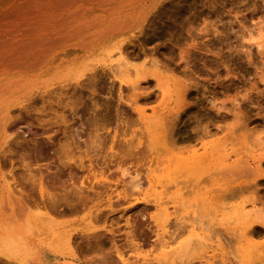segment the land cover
<instances>
[{
    "label": "rangeland",
    "instance_id": "374dc122",
    "mask_svg": "<svg viewBox=\"0 0 264 264\" xmlns=\"http://www.w3.org/2000/svg\"><path fill=\"white\" fill-rule=\"evenodd\" d=\"M160 2L124 37L129 42L123 48L129 61H153L169 77L171 92L164 99L148 77L150 87L139 89L135 102L147 115L160 107L161 123L151 118V126L150 117L144 123L127 103L132 90L102 60L105 43L89 56L76 54L79 60L93 58L94 79L85 70L86 76L55 84L60 87L54 92H36L26 107H11L8 133L21 137L0 156L1 172L30 207L45 200L31 186L38 177L61 198L72 189V208L60 201L65 205L48 210L58 230L71 232L83 264H124L117 251L127 264H139L133 243L152 251L146 264H264L258 219L264 213V149L254 146L256 136L264 145V48L247 35L264 28V0ZM177 91H183L182 101ZM201 129L211 134L197 139ZM110 146L117 157L109 156ZM160 193L176 202L169 227L176 239L202 237L200 245L193 238L192 250L179 258L159 251L150 200ZM40 208L36 219H42ZM190 222L199 226L194 232ZM0 264L8 263L0 257Z\"/></svg>",
    "mask_w": 264,
    "mask_h": 264
},
{
    "label": "bare ground",
    "instance_id": "6f19581e",
    "mask_svg": "<svg viewBox=\"0 0 264 264\" xmlns=\"http://www.w3.org/2000/svg\"><path fill=\"white\" fill-rule=\"evenodd\" d=\"M160 1L0 0V5L4 3L0 7V18L4 19L3 22H5L0 23V156L9 149L10 142L21 137L18 134L11 138V134L8 133L9 120L13 116L11 107L14 105L26 107L24 102L30 101L29 99H32L31 96L35 95L36 92L42 93L41 91H43L45 94V92H49L51 88H54L56 86L55 84L62 83L67 78L86 76L85 70L90 71V75L88 73L89 78L88 76L87 78L94 79L97 68H94L95 62H93V58L79 60L76 54L81 52V54L89 56L105 46V43L107 46L100 51V54H102L101 58L103 61H108L112 77L117 79L119 83L127 85L128 90H132V93L130 92L131 94H129L130 97L128 96L127 99V103L132 110L144 123L150 117L148 122L151 126H153V123L150 121L151 118H156L158 121L163 120L162 116L158 115L160 107H157L159 109L155 108V110L153 108L151 113L147 115L143 109L135 105V102L140 97V93L137 91L148 87L150 83L148 77L154 81V84L158 88V93H161L163 96L162 99H164V96H167L171 92V85L168 83L169 77L164 75L153 61L141 60L138 64L129 61L125 56L126 52L124 51L126 49L123 48V42L128 40L125 41L124 37L128 33H133L135 29H139L146 15L151 9L156 8L157 3H161ZM190 1L194 2L196 0ZM247 35L249 40L256 43V48H264V44L262 43V39H264V28L247 31ZM72 54H74V57L68 58ZM91 81L93 82V80H90L89 83L92 84ZM62 86L64 85L61 84ZM158 93L156 92V95ZM183 94V91L177 94L180 101L184 99ZM148 95L144 97L142 94L144 100L149 99ZM122 122L124 126L127 125L124 121ZM149 123L147 125L148 127H150ZM170 130L167 129L169 134H172ZM116 131H114L113 137L116 136ZM198 133L196 137L197 139L200 138V140L204 136L211 134L205 130L200 134ZM172 140H175L173 136ZM256 142L254 146H257L258 149H264L260 136H256ZM201 145V147H205L202 141ZM93 147L95 146L92 144L91 148ZM109 148L112 150V146ZM127 150L128 153L125 151L122 153L120 151L122 153L121 156H126L131 153L129 149ZM114 151L112 150L110 152V157L115 155L116 152ZM118 156V159H120V154ZM225 156L228 157L227 154ZM103 157L105 158L106 156ZM121 158L124 159V157ZM102 162L104 164L107 163ZM26 164L23 165L26 167ZM79 166L82 169L84 164L83 166ZM88 175L86 176L88 177ZM33 177L34 175L30 173L29 179L33 180ZM99 178L103 179V177ZM56 179H58V176ZM56 179H53L55 180L54 182L58 181ZM33 182L35 184L30 185L37 188L40 198L45 199L42 200L40 206L37 204L39 200L36 199V208L31 201L35 197H29L31 203H33V208L26 202L25 196L23 197L13 190L11 183L1 172L0 167V257L5 258L8 264H83L73 248L71 232L69 230H58V225L53 221V217L48 210L49 208H56L60 204L65 205L64 202L66 201L68 204V201H71L69 195L72 194V189L66 192V194L63 193L64 195L61 198L48 191L43 185L44 181L42 182V178L38 177ZM52 185L50 186L52 187ZM151 185L152 183L149 182V187ZM131 189L139 190V186L132 184ZM64 190L66 189L64 188ZM138 193L140 192L138 191ZM33 195L36 196L37 193ZM170 198H164L160 193L154 195L150 201L152 202V209L155 212L152 221L159 235V251L168 257L173 256L171 258L173 259L184 256L192 250L193 245L191 243L193 244L195 242H191L193 238H197L195 240L200 245L202 237L199 234H195L196 237L194 235L193 238L176 239L177 233L169 229L171 215L176 211V202ZM60 201L64 202L60 203ZM111 203L112 200L109 198L107 205L110 206L112 205ZM40 207L44 209L42 219H36L35 215L38 214L37 211L41 212ZM70 207L72 208L73 206ZM258 219L260 221L259 223L264 227V213H259ZM125 220L127 221V218ZM189 227L192 230L191 232H194L199 226L194 222H190ZM250 228L252 230L253 227ZM245 232L248 233L247 230ZM131 245L133 249L137 250V262L139 264H146V261L154 258L151 255L152 251L147 253L141 249L140 243H133ZM217 245H219L218 242L216 243V248L211 246V248L213 247L211 257H214V252L218 251ZM117 254L121 261L127 264L119 251H117Z\"/></svg>",
    "mask_w": 264,
    "mask_h": 264
}]
</instances>
